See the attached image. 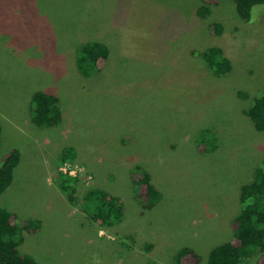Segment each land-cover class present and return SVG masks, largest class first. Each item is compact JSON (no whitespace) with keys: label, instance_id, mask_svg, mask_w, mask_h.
<instances>
[{"label":"rangeland","instance_id":"rangeland-1","mask_svg":"<svg viewBox=\"0 0 264 264\" xmlns=\"http://www.w3.org/2000/svg\"><path fill=\"white\" fill-rule=\"evenodd\" d=\"M201 5L0 0V159L11 148L22 156L0 206L18 226L40 224L34 234L22 231L21 252L41 264H170L190 247L207 264L211 249L230 240L240 188L264 160V132L244 114L264 90V5L247 22L229 0L210 5L205 18ZM91 41L109 55L85 77L76 52ZM214 46L230 60L229 73L215 76L199 55ZM36 91L58 97L56 127L31 123ZM67 148L75 159L65 165ZM138 166L162 194L151 210L131 181ZM67 171L78 179L75 204L58 186ZM95 187L122 201L120 223L100 227L82 211Z\"/></svg>","mask_w":264,"mask_h":264},{"label":"trees","instance_id":"trees-1","mask_svg":"<svg viewBox=\"0 0 264 264\" xmlns=\"http://www.w3.org/2000/svg\"><path fill=\"white\" fill-rule=\"evenodd\" d=\"M202 5L197 9V15L205 18L210 12V5L222 0H200ZM233 3L237 15L247 22L255 6L264 5V0H229ZM214 34L221 33L218 23L212 25ZM108 48L100 42L82 44L76 52V67L80 74L90 77L99 73L108 59ZM201 57L215 76L229 73L232 69L230 60L223 50L217 46L205 49ZM254 129L264 132V90L253 99L252 104L244 112ZM30 120L38 128H53L62 121V112L58 97L44 91H36L31 96ZM204 136V137H203ZM205 132L199 139L205 142ZM3 137L0 125V146ZM216 143V142H215ZM216 149L213 144L211 152ZM21 151L11 148L0 159V197L12 185L16 169L21 162ZM75 159L72 148L61 153L60 162H72ZM131 181L138 191V199L144 210H151L162 199L160 190L152 183L149 173L141 167L131 171ZM77 182L69 173H58V186L66 193L68 201L75 204L77 199ZM241 209L230 221L233 232L227 242L211 249L207 264H245L246 260L257 255V264H264V160L254 170L251 182L241 186L239 192ZM82 211L100 227H111L121 222L123 218V203L116 197L100 188L88 189L82 197ZM40 227L39 221L29 220L18 226L16 216L5 207L0 206V264H41L33 256L23 253L19 247L23 242L22 231L34 234ZM201 257L190 247H182L175 254L170 264H199Z\"/></svg>","mask_w":264,"mask_h":264},{"label":"built area","instance_id":"built-area-1","mask_svg":"<svg viewBox=\"0 0 264 264\" xmlns=\"http://www.w3.org/2000/svg\"><path fill=\"white\" fill-rule=\"evenodd\" d=\"M66 163H67V162H65L64 164H65V165H68V164H66ZM68 163H70V162H68ZM63 173H69L70 175L74 176V174H72L71 172H68V171H67V172H63Z\"/></svg>","mask_w":264,"mask_h":264},{"label":"crops","instance_id":"crops-1","mask_svg":"<svg viewBox=\"0 0 264 264\" xmlns=\"http://www.w3.org/2000/svg\"><path fill=\"white\" fill-rule=\"evenodd\" d=\"M13 184V183H12Z\"/></svg>","mask_w":264,"mask_h":264}]
</instances>
